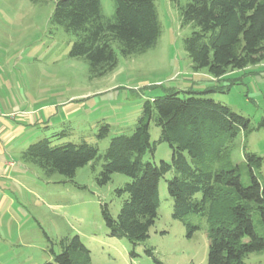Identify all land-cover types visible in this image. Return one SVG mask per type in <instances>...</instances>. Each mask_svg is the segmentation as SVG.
<instances>
[{"label": "rangeland", "instance_id": "obj_1", "mask_svg": "<svg viewBox=\"0 0 264 264\" xmlns=\"http://www.w3.org/2000/svg\"><path fill=\"white\" fill-rule=\"evenodd\" d=\"M187 1L155 0L162 25L157 44L144 53L124 56L115 43L117 67L93 77L84 57L70 55L75 36L50 21L55 0H0V104L5 110L26 114L24 129L8 146L26 149L49 138L53 145L85 141L104 154L113 137L135 130L145 101L173 90L181 96L193 91L249 119L250 130L241 132L229 146L231 163L248 185L251 168L244 153L258 154L262 164L254 172L264 184V126H259L264 118V62L229 70L220 78L206 68L195 71L184 47L192 27L182 25L179 9ZM101 4L103 14L113 17L115 0H101ZM105 124L110 130L100 138ZM149 131L156 149L145 160L171 162L172 149L159 141L161 129L154 121ZM27 164L29 174L22 184L5 186L8 201L7 208L0 210V264H59L51 250L61 252L59 240L75 235L91 251L92 264H155L146 253L151 247L164 264H209L205 218L189 214L202 225L189 237L184 223L173 217L167 180L174 171L160 180L159 216L133 257L130 241L111 236L102 214L107 205L117 217L126 198L117 190L130 181L129 176L115 172L107 184L100 185V160L79 168L73 179L59 173L48 177L39 166ZM253 219L255 229L263 234L258 210ZM244 261L264 264V251L249 253Z\"/></svg>", "mask_w": 264, "mask_h": 264}, {"label": "trees", "instance_id": "obj_2", "mask_svg": "<svg viewBox=\"0 0 264 264\" xmlns=\"http://www.w3.org/2000/svg\"><path fill=\"white\" fill-rule=\"evenodd\" d=\"M179 9L182 25L192 27L184 47L195 71L206 68L220 78L229 70L264 62V0H188ZM50 21L75 36L70 55L84 57L93 77L117 67L115 43L124 56L141 54L154 47L162 34L155 0H115L111 18L103 14L101 0H55ZM151 121L161 129L159 141L172 149L171 162L145 160L156 149ZM259 126H264V118ZM109 130L105 124L99 137ZM249 130V119L229 106L199 92L181 96L173 90L145 101L135 130L113 137L104 154L85 141L53 145L43 138L31 143L22 159L39 166L48 177L59 173L73 179L79 168L99 160L100 185L107 184L115 172L129 176L130 181L117 190L126 195L117 217L107 205L102 214L111 236L130 241L133 257L159 216L160 180L174 171L167 180L173 217L184 223L189 237L202 228L189 214L205 218L209 264H246V255L264 251V232H257L253 219L258 210L264 224V184L254 172L263 158L244 153L251 168V182L244 185L238 166L231 163L229 146ZM59 245L61 252L51 250L55 262L92 264L91 251L79 235L61 238ZM146 253L155 264H164L154 248Z\"/></svg>", "mask_w": 264, "mask_h": 264}, {"label": "crops", "instance_id": "obj_3", "mask_svg": "<svg viewBox=\"0 0 264 264\" xmlns=\"http://www.w3.org/2000/svg\"><path fill=\"white\" fill-rule=\"evenodd\" d=\"M0 113L3 114L1 116L3 118L0 119V210H3L8 201L6 187L15 183L22 184L25 176L29 174V170L27 162L22 159V152L25 149L18 145L17 147L8 146L15 139L16 135L24 129L25 126L22 123V118L26 114L24 112L16 113L11 108L8 110L6 108L5 110L1 104ZM13 114L14 116H11ZM16 155L19 156V160L16 158ZM19 164H25L23 166L26 169Z\"/></svg>", "mask_w": 264, "mask_h": 264}, {"label": "built area", "instance_id": "obj_4", "mask_svg": "<svg viewBox=\"0 0 264 264\" xmlns=\"http://www.w3.org/2000/svg\"><path fill=\"white\" fill-rule=\"evenodd\" d=\"M0 115H2V116H3V114H1V113H0ZM12 116H14V114H13Z\"/></svg>", "mask_w": 264, "mask_h": 264}]
</instances>
